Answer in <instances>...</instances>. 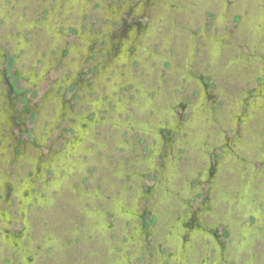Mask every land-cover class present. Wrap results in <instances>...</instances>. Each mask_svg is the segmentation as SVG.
I'll return each instance as SVG.
<instances>
[{"label": "rangeland", "instance_id": "374dc122", "mask_svg": "<svg viewBox=\"0 0 264 264\" xmlns=\"http://www.w3.org/2000/svg\"><path fill=\"white\" fill-rule=\"evenodd\" d=\"M0 264H264V0H0Z\"/></svg>", "mask_w": 264, "mask_h": 264}, {"label": "flooded vegetation", "instance_id": "af4514ba", "mask_svg": "<svg viewBox=\"0 0 264 264\" xmlns=\"http://www.w3.org/2000/svg\"><path fill=\"white\" fill-rule=\"evenodd\" d=\"M187 134V133H186ZM156 217H157V219H158V215H156ZM155 218V217H154ZM156 219V218H155ZM226 226V225H225ZM227 229H230L231 230V228H229L228 226H227ZM260 240V239H259ZM191 241H192V239H191ZM258 241V240H257ZM259 243V242H258ZM254 245V244H253ZM256 245H258V244H255V246ZM254 259V258H253ZM142 262H144L143 260H142Z\"/></svg>", "mask_w": 264, "mask_h": 264}]
</instances>
